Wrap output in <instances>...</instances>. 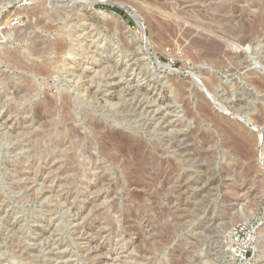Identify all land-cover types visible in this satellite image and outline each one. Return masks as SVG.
I'll use <instances>...</instances> for the list:
<instances>
[{
	"label": "rangeland",
	"instance_id": "rangeland-1",
	"mask_svg": "<svg viewBox=\"0 0 264 264\" xmlns=\"http://www.w3.org/2000/svg\"><path fill=\"white\" fill-rule=\"evenodd\" d=\"M201 1L0 0V264H237L236 226L244 264H264V92L247 83L264 78V0ZM202 36L222 64L185 55ZM164 74L173 103L143 90Z\"/></svg>",
	"mask_w": 264,
	"mask_h": 264
},
{
	"label": "bare ground",
	"instance_id": "bare-ground-1",
	"mask_svg": "<svg viewBox=\"0 0 264 264\" xmlns=\"http://www.w3.org/2000/svg\"><path fill=\"white\" fill-rule=\"evenodd\" d=\"M42 1V0H41ZM49 1H53V0H49ZM199 1H201V0H199ZM205 1V0H204ZM7 2V1H6ZM12 2H16V0H12ZM201 2H203V1H201ZM9 3H11V1H9ZM9 3L7 4V5H9ZM102 3V2H101ZM104 3V2H103ZM95 3H90V4H88L87 6H86V10H87V15L91 18V19H93V18H96V19H102V20H104V16L103 15H109V16H111V17H113V18H116L119 22H121V18L119 19L118 17H116V15L115 14H107L106 12H105V14H102V16H99L100 15V13H98V14H96L94 11H93V8H92V6L94 5ZM108 4V3H107ZM11 5V4H10ZM229 7V6H228ZM220 9H222V7L220 8ZM223 10V9H222ZM25 11V9H22L21 11H19L20 13L21 12H24ZM218 11V10H217ZM223 12V11H222ZM228 12V11H227ZM40 13V12H39ZM220 13L221 12H219V15H220ZM225 13V12H224ZM20 15V14H19ZM39 15V14H38ZM262 15V14H261ZM260 15V16H261ZM213 16V15H212ZM217 17V16H216ZM215 17V18H216ZM258 17V16H257ZM110 18V17H109ZM214 18V17H213ZM89 19V18H88ZM106 19H107V17H106ZM212 19V18H211ZM261 21H262V23L264 24V14L259 18ZM214 20V19H213ZM100 21V20H99ZM106 21V20H105ZM216 21H218V20H216ZM101 22V21H100ZM214 22H215V20H214ZM231 23V22H230ZM159 24V23H158ZM158 24H157V26H158ZM258 24V23H257ZM103 25V24H102ZM250 25V24H249ZM162 26V25H161ZM207 26V25H206ZM235 26V25H234ZM168 26H166V28H167ZM256 27V26H255ZM101 28V27H100ZM155 28H156V26H155ZM160 28V27H159ZM163 28L165 29V27L163 26ZM216 28V27H215ZM252 29H250L252 32L255 30L254 29V27H251ZM257 28V27H256ZM168 29H171V28H169L168 27ZM204 29V28H203ZM207 29L208 28H205V30H206V33H207ZM212 30L214 29V28H211ZM254 29V30H253ZM156 30H158V27H157V29ZM160 30V29H159ZM158 30V31H159ZM200 30V29H199ZM212 30H210L211 32H213ZM237 30V29H236ZM262 30V29H261ZM9 31V30H8ZM162 31V30H161ZM160 31V32H161ZM165 31V30H164ZM171 31H172V29H171ZM170 30L168 31V32H171ZM201 31V30H200ZM167 32V33H168ZM215 32V31H214ZM213 32V33H214ZM216 32H217V29H216ZM219 32V31H218ZM246 32V31H245ZM256 32V31H255ZM17 33V32H16ZM166 33V34H167ZM172 33V32H171ZM222 33H224V32H222ZM229 33V32H228ZM244 33V32H243ZM242 33V34H243ZM261 33V32H260ZM166 34H164V35H166ZM187 34V33H186ZM190 34H191V32H190ZM208 35H209V33H207ZM206 34V35H207ZM215 34H217V33H215ZM229 34H232V36H233V32H231V33H229ZM241 34V35H242ZM7 35V34H6ZM159 35V34H158ZM161 37H162V35H163V33L161 32ZM159 35V36H160ZM164 35H163V37H164ZM170 35V34H169ZM213 35V34H212ZM221 35V34H220ZM156 36H157V34H156ZM158 36V37H159ZM190 36V35H189ZM189 36H186V38H189ZM192 36V35H191ZM223 36V35H222ZM232 36H229V37H232ZM161 37H159L160 39H161ZM163 37H162V40L161 41H165V39L163 40ZM175 37V36H174ZM204 36H202V38H198V39H192V41H191V43H190V46L188 47H186L185 49H184V53H185V55L187 56V57H190V58H193V59H204V60H206V59H208V60H210V61H212V62H214V64L215 63H218V65H220L219 63H223V62H221V59H220V54H221V52L223 51V48L225 47L224 46V44L221 42V41H217L216 39H210V37H208V36H205V37H207V38H209V39H207V38H203ZM215 37H217V35H215ZM228 37V38H229ZM236 37V36H235ZM251 37V34H250V31H248L247 33H244V35H242L241 37H238L237 38V41H235L232 45H233V47L235 46V44H236V46H237V43L238 44H240L241 46L242 45H244V44H247V42L249 41V38ZM17 38V37H16ZM19 38V37H18ZM167 38V37H166ZM197 38V37H196ZM168 39V38H167ZM172 40V39H171ZM155 41V40H154ZM157 41V40H156ZM160 42V41H159ZM166 42H168V40L166 41ZM190 42V41H189ZM229 41H227V43H228ZM233 42V41H232ZM149 43V42H148ZM156 43V42H155ZM158 43V42H157ZM164 43V42H163ZM166 44V43H165ZM164 44V45H165ZM177 44V43H176ZM149 45V44H148ZM158 45V44H157ZM78 46V45H77ZM160 47H162V45L160 44L159 45ZM158 46V47H159ZM229 47H230V45H229ZM237 48V47H236ZM225 49V48H224ZM231 49V48H230ZM61 50V49H60ZM65 52V51H64ZM72 53V52H71ZM224 53V52H223ZM226 53H228V52H226ZM258 53V52H257ZM13 54H15V53H12V59H14L15 57H13ZM229 54V53H228ZM228 54H226V55H228ZM17 55V54H16ZM230 55H232V54H229V56ZM240 55V54H239ZM239 55H235V57H240L241 58V56H239ZM242 55V54H241ZM221 56H222V54H221ZM233 56H234V54H233ZM232 56V57H233ZM189 58V59H190ZM222 58V57H221ZM239 58V59H240ZM16 59V58H15ZM67 59H68V57H67ZM192 59V60H193ZM191 60V61H192ZM196 61V62H199V61ZM57 61V60H56ZM65 61V60H64ZM68 62L70 61V60H67ZM156 61H157V64H159L160 66H163V67H167V68H170V66L169 65H165V64H162V63H160V60L159 59H156ZM156 61H155V63H156ZM261 61V60H260ZM19 62H20V60H19ZM58 62V61H57ZM211 62V63H212ZM16 63V62H15ZM47 63V62H46ZM53 63V62H52ZM23 64V63H22ZM18 65V64H17ZM33 65V64H32ZM31 65V66H32ZM50 65V64H49ZM48 65V66H49ZM112 65V64H111ZM263 65V64H262ZM21 66V65H20ZM34 66V65H33ZM47 66V65H46ZM130 66V65H129ZM216 66V65H215ZM264 66V65H263ZM53 67V66H52ZM41 68H44L43 66L41 67ZM57 68V67H56ZM217 68V67H216ZM46 69V68H45ZM36 70V69H35ZM52 70V69H51ZM40 71V70H39ZM121 74V73H120ZM131 77V76H130ZM171 77V74H164V79L166 80V83L164 84V85H161L159 88H154L155 90H153L152 88H149V86H146L145 87V89H143L144 90V92L147 94V92L150 94V93H153V91H156L155 93L157 94V96L160 98V100L161 101H163V102H171V103H173V101H172V99H171V90H172V88H171V85L170 84H168V80H169V78ZM210 78V77H209ZM251 78V77H250ZM152 79V78H151ZM174 79V78H173ZM211 79H212V77H211ZM214 80V79H213ZM212 81V80H211ZM216 81V80H215ZM170 82H171V79H170ZM213 82L214 81H212V84H213ZM150 83V82H149ZM160 83V82H159ZM248 85L250 86V87H252L253 89H255L256 91H258V92H264V78H262V77H260V78H256V77H252V79H249L248 80ZM161 84V83H160ZM143 85H145L144 83H143ZM205 86V85H204ZM155 87H158V86H155ZM222 87V86H221ZM227 86H225V88H226ZM229 87V86H228ZM144 88V87H143ZM135 89V88H134ZM137 89V88H136ZM177 89V88H176ZM229 89V88H228ZM227 89V90H228ZM140 90V89H139ZM225 90V89H224ZM230 90V89H229ZM207 91H209L208 89H207ZM255 91V92H256ZM143 92V93H144ZM232 92V91H231ZM111 93V92H110ZM141 93V92H140ZM155 94V95H156ZM234 94V93H233ZM235 94H238V93H235ZM144 95V94H143ZM243 95V94H242ZM242 95L241 94H239L238 95V98H237V100H236V103L234 104V106L232 107V108H234V109H237V111H239L241 108H244L245 106L246 107H250L251 105H253V104H251L250 102L249 103H247L246 102V98H244V97H242ZM156 96V97H157ZM111 97V96H110ZM157 100V99H156ZM202 100H204V99H202ZM159 102V101H158ZM162 102V103H163ZM205 102V101H204ZM253 102V101H252ZM263 103V102H262ZM48 104V103H47ZM46 104V105H47ZM161 104V103H160ZM206 104V103H205ZM201 100H200V102H199V105H198V107H197V109H199V112L200 113H206L207 114V112H208V108H207V104L205 105ZM227 106V105H226ZM256 106V105H255ZM254 106V107H255ZM48 107V106H47ZM188 107V106H187ZM184 108V110L186 109L185 107H183ZM222 108V107H221ZM240 108V109H239ZM255 108H262L261 106L260 107H255ZM21 109V108H20ZM43 109L44 108H42V107H39V108H37L36 109V111H35V117H36V119L37 118H39V119H41V118H47V116H46V114L45 113H47V112H45V111H43ZM46 109V108H45ZM67 109V108H66ZM65 109V110H66ZM18 110V109H17ZM28 110V109H27ZM48 110H50V109H48ZM130 110V109H129ZM188 109H186V111H187ZM223 110V109H222ZM23 111V110H22ZM47 111V110H46ZM83 111V110H82ZM81 111V112H82ZM165 111H170V110H165ZM221 111V110H220ZM43 112H45V113H43ZM193 112V111H192ZM34 113V112H33ZM48 113H49V111H48ZM187 113H188V111H187ZM186 113V114H187ZM209 113V112H208ZM240 114V113H239ZM260 114V113H259ZM45 115V116H44ZM48 115V114H47ZM67 115V114H66ZM72 115V114H71ZM83 115V114H82ZM164 115V114H163ZM263 115V114H262ZM262 115H257V116H254L250 121L252 122H261L262 124L264 123V118H263V116ZM159 116H161V115H159ZM187 116L189 117V115L187 114ZM192 116V115H191ZM194 116V115H193ZM192 116V117H193ZM206 116V115H205ZM209 116V115H208ZM210 117V116H209ZM163 118V116H161L160 117V119H162ZM190 118V117H189ZM206 118V117H205ZM68 119V118H67ZM66 119V120H67ZM64 120V119H63ZM211 120V119H210ZM38 121V120H37ZM41 121V120H40ZM45 121V120H44ZM60 121V120H59ZM212 121V120H211ZM67 122V121H66ZM97 122V121H96ZM41 123V122H40ZM39 123V124H40ZM90 123V122H89ZM92 123V122H91ZM94 123V122H93ZM166 123H170V122H167L166 121ZM259 124V125H262V124ZM217 124V123H216ZM258 124V123H257ZM46 125V124H45ZM53 125V124H52ZM168 125H170V124H168ZM264 125V124H263ZM94 126V125H93ZM98 126V125H97ZM96 126V127H97ZM100 126V125H99ZM143 126V125H142ZM236 126H238V125H235L234 127H236ZM102 127V126H101ZM100 127V128H101ZM174 127V126H173ZM238 128V127H237ZM49 129V128H48ZM239 129V128H238ZM237 129V130H238ZM66 130V129H65ZM68 130V129H67ZM70 130V129H69ZM68 130V131H69ZM101 130V129H100ZM241 130V129H240ZM67 131V132H68ZM71 131V130H70ZM51 132V131H50ZM72 132H74V131H72ZM242 132V131H241ZM245 132V131H244ZM44 133V132H43ZM69 133V132H68ZM67 134V133H66ZM54 135V134H53ZM52 135V136H53ZM41 136H42V134H41ZM40 136V137H41ZM55 136V135H54ZM62 136H65V135H62ZM187 136V135H186ZM45 137V136H44ZM124 137V136H123ZM34 138H38V139H40L39 138V133L37 134V133H35V135H34ZM46 138V137H45ZM50 138V137H49ZM61 138V137H60ZM64 138V137H63ZM68 139L70 138V136L69 137H67ZM128 138V137H127ZM187 138H189V137H187ZM33 139V138H32ZM31 139V140H32ZM56 139V138H55ZM42 140H43V138H42ZM46 140V139H45ZM65 140V139H64ZM29 141V140H28ZM34 141H35V139H34ZM33 140H32V142H34ZM104 141V140H103ZM140 141V140H139ZM142 141V140H141ZM39 142H41L40 140H39ZM38 142V143H39ZM59 142H62V140L60 139V141ZM135 142V141H134ZM48 143V142H47ZM69 143V142H68ZM104 143V142H103ZM119 143V142H118ZM133 143V142H132ZM142 143V142H141ZM140 142H138L137 144H136V147L137 148H140L141 146H142V144H141ZM61 144V143H60ZM108 144V143H107ZM106 143H105V145H107ZM148 144V143H147ZM28 145V144H27ZM102 145V144H101ZM105 145H103V146H105ZM124 145V144H123ZM33 146V145H32ZM36 146H37V144H36ZM58 146V145H57ZM56 146V147H57ZM100 146V145H99ZM102 146V148L104 149L105 147H103ZM135 146V145H134ZM147 146V145H146ZM34 147V146H33ZM73 147V146H72ZM107 147V146H106ZM156 147V146H155ZM236 147V146H235ZM40 148V147H39ZM59 148V147H58ZM74 148V147H73ZM114 148H116V149H118V147H114ZM141 148H143V146L141 147ZM112 149V148H111ZM131 149V148H130ZM137 150V149H136ZM135 150V151H136ZM31 151V150H30ZM32 153V152H31ZM122 153V152H121ZM135 153V152H134ZM138 153V152H137ZM106 154H107V152H106ZM120 154V153H119ZM141 155V154H140ZM139 155V156H140ZM38 156V155H37ZM115 156V155H114ZM119 156V155H118ZM62 157V156H61ZM102 157V156H101ZM108 157V156H107ZM111 157V156H110ZM112 159L111 160H113V159H115V158H113V156L111 157ZM117 159H118V157H116ZM108 159H110L109 157H108ZM123 159V158H122ZM128 159V158H127ZM138 159V158H137ZM145 159V158H144ZM65 160V159H64ZM131 160V159H130ZM109 161V160H108ZM114 161V160H113ZM115 161H118V160H115ZM141 161V160H140ZM142 162V161H141ZM135 163V162H134ZM132 164H133V162H132ZM136 164V163H135ZM138 164V163H137ZM21 165V164H20ZM62 165V164H61ZM140 165V164H139ZM65 166H67V164L65 165ZM70 166V165H69ZM137 167V166H136ZM20 168V167H19ZM73 171H74V169H73ZM66 172V171H65ZM68 172V171H67ZM155 180V179H154ZM142 183V182H141ZM153 187V186H152ZM158 191V190H157ZM230 230V229H229ZM228 230V232H225L226 234L224 235V237H228V238H230V231ZM44 233V232H43ZM253 239V238H252ZM230 247H231V245H230ZM232 249V248H231ZM230 250V249H229ZM233 251L232 252H234V249H232ZM28 251V250H27ZM231 252V253H232ZM235 253V252H234ZM234 253H232V254H234Z\"/></svg>",
	"mask_w": 264,
	"mask_h": 264
},
{
	"label": "built area",
	"instance_id": "built-area-1",
	"mask_svg": "<svg viewBox=\"0 0 264 264\" xmlns=\"http://www.w3.org/2000/svg\"><path fill=\"white\" fill-rule=\"evenodd\" d=\"M37 0H17V6L19 8H24L32 5ZM20 22L19 18H14L11 22L12 26L18 25ZM264 205V201H263ZM252 230H247L246 226H236L230 230L229 243H231V248L234 249V260L237 264H244L248 261V253L250 251V245L252 243Z\"/></svg>",
	"mask_w": 264,
	"mask_h": 264
},
{
	"label": "water",
	"instance_id": "water-1",
	"mask_svg": "<svg viewBox=\"0 0 264 264\" xmlns=\"http://www.w3.org/2000/svg\"><path fill=\"white\" fill-rule=\"evenodd\" d=\"M100 4V3H99ZM101 4H103V3H101ZM106 5H110V6H115L114 4H106ZM116 7H118V8H120V9H124L123 7H119V6H116ZM125 11V10H124ZM125 13H126V11H125ZM114 14V13H113ZM127 14V13H126ZM134 22H135V24H136V26L139 28V30L142 32V36L144 37V30H143V28H142V26L139 24V23H137L136 21H135V19L132 17V16H130L129 14H127Z\"/></svg>",
	"mask_w": 264,
	"mask_h": 264
},
{
	"label": "trees",
	"instance_id": "trees-1",
	"mask_svg": "<svg viewBox=\"0 0 264 264\" xmlns=\"http://www.w3.org/2000/svg\"><path fill=\"white\" fill-rule=\"evenodd\" d=\"M118 14H120L122 17H124L128 22L129 24L132 25V22L131 20L128 19V17L121 11V10H115Z\"/></svg>",
	"mask_w": 264,
	"mask_h": 264
}]
</instances>
